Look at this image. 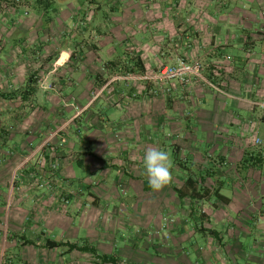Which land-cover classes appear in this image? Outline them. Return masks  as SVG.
<instances>
[{"label": "crops", "instance_id": "obj_1", "mask_svg": "<svg viewBox=\"0 0 264 264\" xmlns=\"http://www.w3.org/2000/svg\"><path fill=\"white\" fill-rule=\"evenodd\" d=\"M26 1L0 3V264H95L76 250L69 262L62 255L54 261L57 249L15 238L40 245L54 240L53 229L68 237L56 241L78 245L93 240L72 241L80 229L97 230L98 252L117 254L119 264H264V0L172 9L171 3L52 0L51 18L34 8L35 0ZM102 7L104 22L95 25ZM130 55L140 57L147 74L107 80L105 65ZM161 56L169 65L199 64L200 76L172 80L165 85L169 95L150 98L165 66ZM97 77L105 79L101 87ZM60 143L54 153L48 148ZM150 147L167 151L177 170L168 186L147 193L143 157ZM52 160L58 170L47 192L38 187L44 180L36 169ZM75 164L85 171L79 179ZM111 173L128 181L112 184ZM189 177L209 191L201 200L174 191ZM14 182L24 185L21 193ZM64 188L91 198L92 207L75 206L69 195L74 206L61 209ZM150 195L159 198L157 206ZM170 218L166 239L155 231ZM191 240L195 263L185 254ZM148 246L158 258L145 252Z\"/></svg>", "mask_w": 264, "mask_h": 264}, {"label": "rangeland", "instance_id": "obj_2", "mask_svg": "<svg viewBox=\"0 0 264 264\" xmlns=\"http://www.w3.org/2000/svg\"><path fill=\"white\" fill-rule=\"evenodd\" d=\"M12 1H14L15 3H30V1L28 2V1H26V0H12ZM56 1V3H60L59 2V0H55ZM80 1V3H85L84 1L85 0H79ZM98 2H100V3H116V0H97ZM228 0H213L212 1V3H226ZM245 1L246 0H242V3H245ZM38 2V1H37ZM65 3H66V1H64ZM132 2H134V3H171V9H172V4H174L175 6H177V7H179V6H181L182 4H184V3H209V0H130V3H132ZM232 2V0H229V2L228 3H231ZM34 3H35V9L36 10H38L39 12H41V13H43L45 10H46V15L49 17V18H51L53 15H52V13H50V12H48L49 10H51L52 9V5L51 4H43L42 5V7H41V5H39V3H36L35 1H34ZM67 3H78V0H69ZM248 3H252V2H250V1H248ZM41 7V8H40ZM70 6H67V8L68 9H70L69 8ZM169 7V8H170ZM42 9V10H41ZM54 9V8H53ZM105 11H106V8L105 7H102V9L101 10H97L96 12V15H95V17H94V19H93V23L95 24V25H99V24H102L103 22H104V16H105ZM182 17V15L181 14H179V18H181ZM20 43V42H19ZM168 44V47H170V43H169V40L167 41V43L165 44V47H166V45ZM19 51H21L23 54L26 52V50L29 52L30 50L29 49H26V48H23L22 46H19ZM163 49H165L164 47H163ZM167 50H168V52H169V48H167ZM166 51V50H165ZM167 54V51L166 52H164V54ZM161 58H162V62L164 63V65L165 66H162V68L160 69V71L158 72V74H157V76L156 77H159V75H160V72H161V70L164 68V67H172V66H176L181 60H179L177 63H175V64H172V65H169V64H171L170 62H168V61H165L166 60V58L168 59V56H161ZM184 62H186L185 60H183ZM188 65H193L192 63H188V62H186ZM201 63V62H200ZM194 66V65H193ZM196 66H198L199 68L201 67L199 64H197ZM199 73H201L200 71H199ZM172 80H174V79H172ZM172 80H158L157 78H156V82H157V85H156V91H154V87H152L151 88V90H150V92H151V95H150V98H153V97H158L159 95H160V91L162 92V94H164V96H167V95H169L170 94V88L168 87V85L167 86H165L168 82H170V81H172ZM180 82V81H179ZM182 83H184V82H182ZM186 83V82H185ZM184 83V84H185ZM48 88H50V89H52V85H50ZM147 97V96H146ZM149 98V97H148ZM152 104H153V102H151L150 104H149V109H150V112H151V114H152V112H153V109H156V108H154L153 106H152ZM157 104V103H156ZM164 110V109H163ZM113 112V110L112 111H106V113H107V115H108V113H112ZM105 113V114H106ZM152 126L153 125H149V124H147V125H145V128L147 129V132L152 136V135H154L153 134V129H152ZM167 134V133H166ZM81 139L83 138V135H81V137H80ZM84 141V140H83ZM168 144V143H167ZM169 145V144H168ZM64 145L62 144V143H60V144H58V146L57 145H55V146H53V147H48V148H50V150H51V148H52V150L51 151H53V153L54 152H56V151H58L59 149H61L62 147H63ZM55 147H58L59 149L57 150ZM55 148V149H54ZM168 148H170V146H168ZM171 156V155H170ZM172 157V156H171ZM50 163V164H49ZM47 164V166H48V168H45V169H43V168H39V169H36V172L38 171L40 174H41V176H42V179H40V180H44L43 182H41V183H39L38 184V187L41 189V190H43V191H49V189H50V186H51V184H54L53 182L55 181V180H53V175H54V173H55V171H57L58 170V163L55 161V160H52L51 162H47L46 163ZM175 170H177V169H171V171H174V173L173 174H175ZM74 171H75V173H76V178L77 179H79V177H83L84 175H85V171H84V169H82V167H80L79 166V164H75V166H74ZM20 174V172H18V173H15V175H14V180H16V179H18V175ZM123 181V182H127L128 181V178L126 177V176H122V177H117V174L116 173H111V175H110V178H109V182H111L112 184L113 183H115V181ZM14 186H15V189H17V193H21V191H23L22 189H23V186L24 185H22V184H20L19 182L18 183H16V182H14V184H13ZM29 185H34V184H29ZM75 186H76V184H75ZM178 186H180V185H178ZM31 188V187H30ZM44 188H46V189H44ZM32 189V188H31ZM65 189V188H64ZM69 195H71V196H73L74 195V200H75V206H77V207H82V208H89V207H92V204H91V198H88V197H86V198H83L82 200L79 198V195H78V193L77 192H70V194H69V192H68V190L67 189H65V190H63V192L62 193H59V195L57 196V198H58V203H59V205L61 206L60 208L61 209H63V210H65V211H69L73 206H74V203L71 205L70 203H68L67 201H68V199H67V197L69 196ZM151 199H152V204H156L155 206H157V203L159 202L160 203V201H159V198H156V197H154L153 195H150L149 196ZM138 198H139V196H138ZM160 200H161V198H160ZM156 202V203H155ZM125 203V202H124ZM110 203L108 202V201H105V200H102V202H101V205H109ZM150 212L151 213H153V214H155V216L153 217V216H151V217H153V218H151V220L152 221H154V225H155V223H156V220L158 219V217L156 216V214H157V210H150ZM148 215H151L150 213H148ZM159 215H160V218L159 219H161V220H164V219H166V214L164 213V212H162V211H160V213H159ZM155 219V220H154ZM150 220V221H151ZM174 222V219L173 218H170V219H167L166 221H165V223H163V225H161V232L159 231V230H157V231H155V233H157L158 235H163V236H165L166 237V239H168V238H170V234L167 232V230H168V228H169V226H170V223H173ZM74 225L76 226V227H78V219H76L75 218V221H74ZM143 225L145 226V225H147V226H151L152 224H151V222H148V223H143ZM95 231V232H94ZM88 230V231H85L84 229H80V231H78L77 232V240H72V241H76V242H81V243H83L84 241H85V238H89V240H90V238H93V240L90 242V244L92 245L93 244V246H97L98 245V241L95 243V241H94V237H92L93 235H97L98 234V232H96L97 230ZM61 231L60 230H58V229H53L52 230V232H51V235H49V237L50 238H54V240H60L61 238L63 239V237L64 236H62V235H60L61 233H60ZM117 233V232H116ZM117 234H120V233H117ZM115 235V233H113V235L114 236H116L115 238H116V243H118L119 241H118V235ZM64 238H68L67 237V235H65V237ZM196 240H198L199 241V243H198V245L197 246H199V247H201V248H203V244H204V241H202V237L200 236L199 238H196ZM196 240H191V241H189L184 247L186 248V250H185V254H186V256H188L189 257V259L193 262V263H195L196 262V259L194 258V256H193V253L192 252H189V250L190 249H192V246H191V244L193 243V244H196ZM100 243H102L101 241H99ZM95 244V245H94ZM95 246V247H96ZM115 246H117V245H115ZM143 246H145V242L143 241L141 244H140V248H142ZM63 252H64V254H63ZM115 252H116V250H115ZM145 252L150 256V257H154V259H156V258H158V257H156L155 256V253L153 252V249H152V247L150 246H148L146 249H145ZM60 255H62V257H64L63 259H64V261H66V262H69L70 261V255L69 254H67V253H65V249H62V248H59V249H57L56 250V252L55 253H53V254H51V256H52V259L54 260V261H56L58 258H59V256ZM79 255H81L83 258H93L92 256H91V254L90 253H83L82 252V254H79ZM162 259H165V257H161ZM65 262V263H66ZM149 264H151V262H149Z\"/></svg>", "mask_w": 264, "mask_h": 264}, {"label": "trees", "instance_id": "obj_3", "mask_svg": "<svg viewBox=\"0 0 264 264\" xmlns=\"http://www.w3.org/2000/svg\"><path fill=\"white\" fill-rule=\"evenodd\" d=\"M38 1V2H37ZM36 3H39L42 7L43 4H50L53 3L52 0H35ZM0 3H6L13 5L15 2L12 0H0ZM40 7V8H41ZM42 10V9H41ZM105 74L107 77V80L110 79V77H119V76H131V77H144L147 74V70L145 65L143 64V61L138 56L130 55L124 59H120L119 61H110L105 65ZM210 78V77H208ZM211 79V78H210ZM96 81H99L98 86L101 87L105 82V79L103 81H100V77H97L95 79ZM149 82V81H148ZM147 82V84H148ZM149 85V84H148ZM146 87H149V86ZM30 88V87H29ZM32 88H30L29 94L31 93ZM24 95V92L22 96ZM258 157L254 158L256 163H261L262 159ZM248 163V160L245 159L244 162ZM189 170L186 169L184 166H182V170ZM196 182L193 181L190 177L186 179L184 187L181 189L173 188L174 191L178 194L180 199H184L186 196L190 195L189 197L192 199V201L195 200H201L205 195L209 193V191L205 190L204 188L200 187L199 189H196ZM144 191L145 192H151L153 191L151 188H149L148 183L144 184ZM214 194L218 198H223L221 195L218 194V190L214 191ZM96 200L93 201L95 203ZM20 242H22V245H34L39 246L41 248H45L48 250L51 249H59L63 248L65 249V253L69 254L72 251L76 250L83 253H90L93 257L95 264H119V258L117 254L114 255H107V254H101L98 252L97 248L88 242H84L81 245H78L77 243H69V242H63V241H56L51 239H44L43 243L38 245L36 240H29L24 237V235L15 236ZM41 240V239H40Z\"/></svg>", "mask_w": 264, "mask_h": 264}, {"label": "clouds", "instance_id": "obj_4", "mask_svg": "<svg viewBox=\"0 0 264 264\" xmlns=\"http://www.w3.org/2000/svg\"><path fill=\"white\" fill-rule=\"evenodd\" d=\"M257 143H261L259 137ZM144 173L149 188L160 191L172 182L173 162L170 154L161 148L150 147L143 157Z\"/></svg>", "mask_w": 264, "mask_h": 264}, {"label": "built area", "instance_id": "obj_5", "mask_svg": "<svg viewBox=\"0 0 264 264\" xmlns=\"http://www.w3.org/2000/svg\"><path fill=\"white\" fill-rule=\"evenodd\" d=\"M200 68L196 65H188L186 62L181 60L176 66L172 67H164L161 72L159 77L157 79L160 80H172V79H177L180 82H187V76L188 75H195V76H200L199 74ZM260 144V143H258Z\"/></svg>", "mask_w": 264, "mask_h": 264}]
</instances>
